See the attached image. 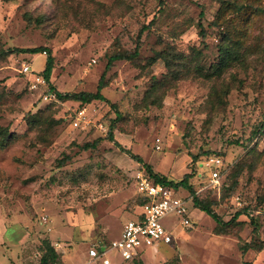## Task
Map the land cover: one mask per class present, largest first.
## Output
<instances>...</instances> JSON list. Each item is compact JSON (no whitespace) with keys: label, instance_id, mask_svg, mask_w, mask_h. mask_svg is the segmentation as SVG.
I'll list each match as a JSON object with an SVG mask.
<instances>
[{"label":"rangeland","instance_id":"rangeland-1","mask_svg":"<svg viewBox=\"0 0 264 264\" xmlns=\"http://www.w3.org/2000/svg\"><path fill=\"white\" fill-rule=\"evenodd\" d=\"M228 2L246 13L224 10ZM260 6L264 0H0V128L10 135L0 148V264H38L43 239L53 244L60 264H85L88 247L118 239L123 225L135 218V175L144 168L104 139L111 121L115 141L168 179L179 181L188 173L191 155L199 150L221 155L223 187L209 193L198 176L192 187L199 198L216 203L223 222L242 212L220 229L179 187L190 227L180 228L175 216L165 218L173 243L141 246L139 258L123 264H264V133L250 144L244 141L264 114ZM219 18L238 22L232 29L242 42L240 60L218 80L182 77L165 89L160 106L144 102L151 80L167 76L162 59L147 66L157 54L189 55L194 47L204 66L216 61L223 39ZM150 22L136 60L106 69L111 54L133 50L138 32ZM37 47L53 57L50 83L57 91L95 92L104 74L101 93L115 107L62 102L45 82L33 88L21 65L41 76L47 56L14 50ZM212 88L228 89L220 104L209 97ZM29 114L59 123L29 128ZM237 138L242 145L230 144ZM97 139L95 149H80ZM107 256L122 264L115 251Z\"/></svg>","mask_w":264,"mask_h":264},{"label":"trees","instance_id":"trees-1","mask_svg":"<svg viewBox=\"0 0 264 264\" xmlns=\"http://www.w3.org/2000/svg\"><path fill=\"white\" fill-rule=\"evenodd\" d=\"M261 7V6H260ZM233 8L235 12H238V14H241L242 16L246 13L244 11L245 8H236L233 6L231 2L226 3V6H224V10ZM240 12V13H239ZM258 13L264 15V8H259L257 10ZM257 14L256 12H253L252 15ZM203 14L200 13V17H202ZM249 18H247L248 20ZM238 25V22H234L233 19H225V18H219L216 22V26L222 27L221 35L223 36L222 42L220 46L218 47V54L216 57V61L209 64V66H204L202 64V58L201 51L198 49H195L194 47L191 48V52L189 55H173L170 56L169 54L161 55L157 54L156 57L151 58L147 62V66H150L156 62L157 59H162L165 67L167 69V76L162 80L158 81L155 79L151 80V85L149 90L147 91V94L144 96L143 100L148 101V104L160 106L163 100L164 91L167 87H169L172 83L180 80L182 77H201L203 79L213 81L218 80L221 78L223 73L230 69L232 66H234V62L239 61L241 58V54L239 53V50H241V40L233 38V29L232 26L236 27ZM151 22L147 25L142 26L141 30L138 32V36L135 40V46L132 51L130 52H114L111 54L108 58L107 67L106 69H110L113 66V63L117 61H128L132 62L136 60L139 48L141 47L142 42L140 41V37L144 31H147L150 29ZM198 27V35L200 37V42L204 43L205 39V29L201 25L200 22L197 23ZM238 40V41H237ZM205 47V45H204ZM14 52L18 53H26V54H46L47 60L45 62L44 68L42 72H40V75L43 77L44 82L48 85V93L54 95V97L62 102L65 101H74L78 102L80 105L89 104L92 101H100V102H106L109 104V102L104 98L101 91L107 86V82L104 79V74L101 75V77L98 80L96 90L95 92H72V93H64L59 92L57 89L52 86L50 83V75L53 68V57L51 56L50 51H48L46 48L43 47H37V48H31V49H20V50H14ZM177 57V58H174ZM228 94V89L225 88L223 90L212 88L211 92L209 93V97L212 98V102H216L220 104L223 101V98L226 97ZM214 100V101H213ZM110 108H114L115 104H109ZM28 117V118H27ZM26 123L28 124L29 128H35L39 126L45 125L46 128L49 125L52 124H58L59 120L55 121L50 116H47L45 118H40V115L35 114H29L26 116ZM114 123L115 121H111L107 133L104 136L105 140H108L114 144L116 148H118L122 153L127 154L132 160L138 162L139 165H141L146 173L150 176L152 181L156 184H161L167 187H171L174 189H177L179 187L187 190L190 194V200L192 202V205L195 209H199L206 215L212 217L217 226L220 227V229H226L233 223H235L236 219L242 214V212H236L233 217L227 221L223 222L220 218V216L214 211L213 206L216 204L209 200L208 198H199L195 194V190L192 187L191 180L198 176L200 179H203V181L200 182L203 186L206 185V177L201 172V169L199 168L200 163L203 161V159L210 157V156H217L221 157L219 154H210L209 151H203L199 150L196 154L191 155V162L189 165V172L185 173L182 178L179 181H175L172 179H168L166 176L160 175L158 173L153 172L151 167L143 162L140 156L132 154L129 149L123 148L117 141H115L113 137V131H114ZM264 133V114H261L260 117L253 122L250 126V132L249 136L245 141V143L250 144L253 139ZM242 138H237L230 142V144L233 145H242L240 142ZM10 141V135H8V132L6 130H3L0 128V148L6 147V145ZM45 138L42 137V142H45ZM100 139L94 140L91 143H86L80 147L83 151L93 150L96 148V146L100 143ZM62 162V161H61ZM225 171V170H224ZM223 173V172H222ZM238 173L235 174V176ZM224 184V177L223 174H221L220 177V186L218 191L223 187ZM236 186V180H232L231 186L226 189L227 197H230L233 195L234 188ZM225 190V189H224ZM215 191V190H209ZM146 200L144 198L138 197V206L144 204ZM248 245H245L242 250L245 252L248 249ZM262 248H258V250H261ZM39 259L38 264H60V256L56 249L54 248L53 244L50 243L48 239H43L41 242V245L39 246ZM138 264H142L141 262H137Z\"/></svg>","mask_w":264,"mask_h":264},{"label":"built area","instance_id":"built-area-1","mask_svg":"<svg viewBox=\"0 0 264 264\" xmlns=\"http://www.w3.org/2000/svg\"><path fill=\"white\" fill-rule=\"evenodd\" d=\"M21 73L33 78V88L44 83L43 77L31 71L29 65L22 64ZM83 114V110L78 112L79 116ZM157 148L159 149L158 146ZM199 168L206 177L204 188L218 190L220 177L225 169L223 159L217 156L207 157L200 163ZM135 187L137 194L146 200L144 204L138 206L139 211L135 219L127 221L123 225L119 238L108 245H91L87 250L85 264H112L107 256L108 251H115L122 262H127L137 255L136 250L141 246L157 247L161 244H171L174 238L162 224V220L169 216L177 218L180 228L190 227L191 220L186 202L176 194V189L154 183L145 170L136 173Z\"/></svg>","mask_w":264,"mask_h":264},{"label":"crops","instance_id":"crops-1","mask_svg":"<svg viewBox=\"0 0 264 264\" xmlns=\"http://www.w3.org/2000/svg\"><path fill=\"white\" fill-rule=\"evenodd\" d=\"M137 192V191H136ZM138 197H140L138 194H137V198ZM138 211H139V209H138V206H137V210L136 211H134L133 212V217H136V214L138 213ZM133 219H135V218H133ZM173 243V242H172ZM171 243V244H172ZM171 244H169V245H171ZM89 248V247H88ZM88 250V249H87ZM86 257H87V254H86ZM137 258H139V255L137 254L131 261H133V260H135V259H137ZM131 261H127V262H131ZM123 263H126V262H122V264Z\"/></svg>","mask_w":264,"mask_h":264},{"label":"water","instance_id":"water-1","mask_svg":"<svg viewBox=\"0 0 264 264\" xmlns=\"http://www.w3.org/2000/svg\"><path fill=\"white\" fill-rule=\"evenodd\" d=\"M100 250L102 251L103 250V247Z\"/></svg>","mask_w":264,"mask_h":264}]
</instances>
